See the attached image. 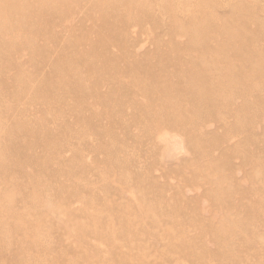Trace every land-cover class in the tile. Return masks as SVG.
<instances>
[{
    "label": "rangeland",
    "instance_id": "1",
    "mask_svg": "<svg viewBox=\"0 0 264 264\" xmlns=\"http://www.w3.org/2000/svg\"><path fill=\"white\" fill-rule=\"evenodd\" d=\"M0 264H264V0H0Z\"/></svg>",
    "mask_w": 264,
    "mask_h": 264
}]
</instances>
